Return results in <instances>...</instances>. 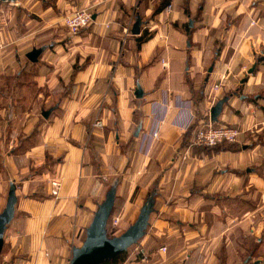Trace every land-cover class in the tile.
Wrapping results in <instances>:
<instances>
[{"label": "crops", "instance_id": "1", "mask_svg": "<svg viewBox=\"0 0 264 264\" xmlns=\"http://www.w3.org/2000/svg\"><path fill=\"white\" fill-rule=\"evenodd\" d=\"M76 8L91 25L59 39ZM222 99L212 124L236 143L191 146ZM11 184L0 264H69L112 187L115 229L154 206L145 237L106 264H249L235 233L264 213V0H0V213Z\"/></svg>", "mask_w": 264, "mask_h": 264}, {"label": "water", "instance_id": "2", "mask_svg": "<svg viewBox=\"0 0 264 264\" xmlns=\"http://www.w3.org/2000/svg\"><path fill=\"white\" fill-rule=\"evenodd\" d=\"M93 19V18H92ZM141 21L137 19L132 27L131 35L138 36L140 33ZM43 49H33L26 58L29 62L35 63L41 55ZM253 69L248 73L251 74ZM134 96L137 99L142 98V90L137 86ZM227 102V99L218 101L210 110V121L217 123L218 117L222 111V106ZM51 110L45 112L43 117L48 118ZM140 128L136 131L138 136ZM15 186L10 185L4 210L0 213V253L3 246V236L6 227L10 224L14 217L15 205L17 202L15 196ZM116 190L112 187L105 195L101 204H99L95 212L92 222L86 229L85 240L81 247L72 249V257L69 264H104L126 252L130 247L138 244L147 232L149 226L150 215L153 213L154 199L148 197L139 211V215L135 222L128 227L120 236L109 238L107 236V224L111 216ZM247 264V261L244 262ZM254 264H264L262 261H255Z\"/></svg>", "mask_w": 264, "mask_h": 264}, {"label": "built area", "instance_id": "3", "mask_svg": "<svg viewBox=\"0 0 264 264\" xmlns=\"http://www.w3.org/2000/svg\"><path fill=\"white\" fill-rule=\"evenodd\" d=\"M92 23V14L86 10L81 9L70 14L64 22L70 36L75 37L87 29ZM217 88V87H215ZM189 124V126H191ZM96 127H101V123L97 121ZM240 131L231 126H214L211 121L208 123L201 122L193 129V136L191 139V146L201 148H214L222 144L236 143ZM154 137L157 133L153 134ZM60 181L53 179L49 181V191L52 197L57 198L60 190ZM118 219H113L112 225L117 226ZM165 250L164 248L162 249Z\"/></svg>", "mask_w": 264, "mask_h": 264}, {"label": "rangeland", "instance_id": "4", "mask_svg": "<svg viewBox=\"0 0 264 264\" xmlns=\"http://www.w3.org/2000/svg\"><path fill=\"white\" fill-rule=\"evenodd\" d=\"M52 1H54V0H52ZM78 10H81V9L76 8L74 10H70L68 12L66 10L64 12L62 22L59 23L55 28V30H56L54 32L55 36H57L59 39L70 37L66 27L64 26V22H65V19L70 14H72L74 11H78ZM65 41H66V39H65ZM206 149H209V148H206ZM3 204H4V201L2 200V202L0 203L1 208L3 207ZM112 218H113V216H111L109 218L107 228H106L108 237L113 236L117 232H118V234L124 232V230H126L127 226L129 225V224L127 225L126 222H124L122 225L118 226L117 229H115V228H113V225H112V222H113ZM255 221H256V223L254 222L253 228H256V230L254 232H252L251 236H247V238H243L242 233H235L236 234L235 239L238 243L237 246H238L239 250L241 249L240 253H242V257L247 258L250 255V253H255L254 258H250V260L248 261L249 264L254 263L253 259H255V257H258V258L264 257V213L259 215ZM259 222L262 225H260ZM258 240H260V242H258ZM258 245H260V247ZM255 247H258L257 252H255ZM263 259L264 258L260 259V261H262ZM236 264H241V262L236 263Z\"/></svg>", "mask_w": 264, "mask_h": 264}, {"label": "trees", "instance_id": "5", "mask_svg": "<svg viewBox=\"0 0 264 264\" xmlns=\"http://www.w3.org/2000/svg\"><path fill=\"white\" fill-rule=\"evenodd\" d=\"M170 0H165L166 4L169 2ZM150 35L148 33H143L140 37H138L137 39V46H140L142 43L146 42L149 39ZM223 145V144H222ZM220 146V145H218ZM218 146L214 147L217 148ZM122 233H120L119 235H121ZM260 247V245H258ZM258 251V247H255V252ZM254 254L255 253H250V255L248 256L249 258H254ZM123 253H121L119 256H117L115 259L111 260V261H115L116 259H118L120 256H122ZM255 259H258V257H255ZM110 262V261H108ZM105 262L104 264L108 263Z\"/></svg>", "mask_w": 264, "mask_h": 264}]
</instances>
